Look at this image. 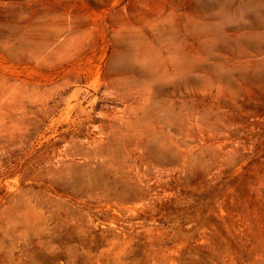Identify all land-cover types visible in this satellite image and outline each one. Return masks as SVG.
<instances>
[{
    "label": "rangeland",
    "instance_id": "obj_1",
    "mask_svg": "<svg viewBox=\"0 0 264 264\" xmlns=\"http://www.w3.org/2000/svg\"><path fill=\"white\" fill-rule=\"evenodd\" d=\"M0 264H264V0H0Z\"/></svg>",
    "mask_w": 264,
    "mask_h": 264
},
{
    "label": "bare ground",
    "instance_id": "obj_2",
    "mask_svg": "<svg viewBox=\"0 0 264 264\" xmlns=\"http://www.w3.org/2000/svg\"><path fill=\"white\" fill-rule=\"evenodd\" d=\"M256 35H257V34H256ZM247 38H248V37H247ZM244 40H245V39H244ZM109 82H110V81H109ZM112 87H113V86H112ZM115 89H116V88H115ZM103 117H104V116H103ZM111 127H112V126H111ZM94 146H95V145H94ZM97 147H98L97 149H100L99 146H97ZM95 148H96V147H95ZM93 149H94V148H93ZM90 150H91V149H90ZM97 151H98V150H97ZM88 152H89V150H88ZM93 152H94V151H93ZM99 152H100V151H99ZM99 152H98V153H99ZM102 152H104V151L102 150ZM86 153H87V152H86ZM94 153H95V152H94ZM94 153H93V154H94ZM85 155H86V154H85ZM89 155H90V153H89ZM102 155H103V154H102ZM91 156H92V155H91ZM91 156H90V157H91ZM93 157H94V155L92 156V158H93ZM98 157H99V155H98ZM85 158H86V157H85ZM88 158H89V157H88ZM96 158H97V157H96ZM96 158H94V159H96ZM100 158H101V157H100ZM96 160H97V159H96ZM99 160H100V159H99ZM87 161H88V160H87ZM104 161H105V160H104ZM104 161L101 162V163H104ZM89 162H90V161H89ZM97 163H98V161H97ZM88 164H89V163H88Z\"/></svg>",
    "mask_w": 264,
    "mask_h": 264
}]
</instances>
